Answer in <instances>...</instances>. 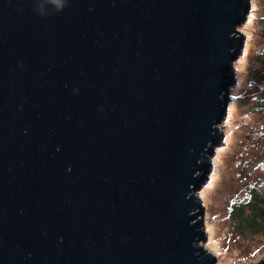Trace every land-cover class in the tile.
<instances>
[{"label": "water", "instance_id": "water-1", "mask_svg": "<svg viewBox=\"0 0 264 264\" xmlns=\"http://www.w3.org/2000/svg\"><path fill=\"white\" fill-rule=\"evenodd\" d=\"M60 2L0 0V264H218L196 192L250 0Z\"/></svg>", "mask_w": 264, "mask_h": 264}, {"label": "rangeland", "instance_id": "rangeland-1", "mask_svg": "<svg viewBox=\"0 0 264 264\" xmlns=\"http://www.w3.org/2000/svg\"><path fill=\"white\" fill-rule=\"evenodd\" d=\"M250 1L249 12L233 34L243 39L226 87V117L216 124L221 138L204 155L205 172L199 180L204 184L196 192L203 209L194 221H202L197 245L218 264L264 259V219L249 227L233 215V207L247 204V190L264 176V0Z\"/></svg>", "mask_w": 264, "mask_h": 264}, {"label": "trees", "instance_id": "trees-1", "mask_svg": "<svg viewBox=\"0 0 264 264\" xmlns=\"http://www.w3.org/2000/svg\"><path fill=\"white\" fill-rule=\"evenodd\" d=\"M262 54L264 60V51ZM247 193H249L251 200L247 204L241 203L238 206H232L235 212V214H232L235 218H239L242 226L252 227L256 220L261 221L264 219V176L262 181L255 182L247 190Z\"/></svg>", "mask_w": 264, "mask_h": 264}, {"label": "clouds", "instance_id": "clouds-1", "mask_svg": "<svg viewBox=\"0 0 264 264\" xmlns=\"http://www.w3.org/2000/svg\"><path fill=\"white\" fill-rule=\"evenodd\" d=\"M33 2L37 4V7H35L34 11H40L41 9L39 5L42 3V0H33ZM67 2L68 0H61L60 4L57 5V11H62L66 7Z\"/></svg>", "mask_w": 264, "mask_h": 264}, {"label": "bare ground", "instance_id": "bare-ground-1", "mask_svg": "<svg viewBox=\"0 0 264 264\" xmlns=\"http://www.w3.org/2000/svg\"><path fill=\"white\" fill-rule=\"evenodd\" d=\"M241 37V36H240ZM232 73H233V71H232ZM219 132H220V130H219ZM198 195V194H197ZM202 202V201H201ZM202 248V247H201Z\"/></svg>", "mask_w": 264, "mask_h": 264}]
</instances>
